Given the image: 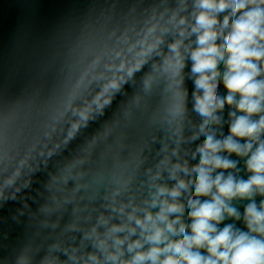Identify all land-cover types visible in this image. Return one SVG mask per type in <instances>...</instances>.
I'll return each mask as SVG.
<instances>
[{"label":"clouds","instance_id":"9594fccd","mask_svg":"<svg viewBox=\"0 0 264 264\" xmlns=\"http://www.w3.org/2000/svg\"><path fill=\"white\" fill-rule=\"evenodd\" d=\"M0 64V264H264V0H86Z\"/></svg>","mask_w":264,"mask_h":264},{"label":"water","instance_id":"95a60500","mask_svg":"<svg viewBox=\"0 0 264 264\" xmlns=\"http://www.w3.org/2000/svg\"><path fill=\"white\" fill-rule=\"evenodd\" d=\"M86 0H0V64L14 62L17 41L26 31L40 35Z\"/></svg>","mask_w":264,"mask_h":264}]
</instances>
